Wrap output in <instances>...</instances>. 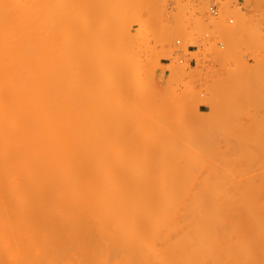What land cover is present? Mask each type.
Listing matches in <instances>:
<instances>
[{"label":"bare ground","instance_id":"bare-ground-1","mask_svg":"<svg viewBox=\"0 0 264 264\" xmlns=\"http://www.w3.org/2000/svg\"><path fill=\"white\" fill-rule=\"evenodd\" d=\"M64 1L57 0L58 3L60 2L59 6L62 3H63L62 5L66 4V2L64 3ZM75 2L79 4L78 1L68 0L66 6L65 5L63 6L66 8L67 11L69 10V13L65 10V13L63 15L64 16L67 15L65 17L66 18L68 17L67 18L69 19L68 22L70 23L72 22L73 24L76 20L72 21L71 19H73V17H76L75 16L76 13L78 14L79 12V11L77 12L76 8L83 5V4L81 5L77 4V7L75 5L73 6V9H69L70 6H72V4L70 3L75 4ZM94 4L95 3H93V5ZM45 7L48 8V5L45 4V0H0V179L1 180L4 179L1 178V175L5 177L9 172H11L14 177L17 175L16 171H18L17 172L18 174H21L19 177L21 181L19 182H21V186L24 192V197H22L24 198V200L21 201H23L22 211L24 214L23 231H24L25 245H24L22 260H20L19 264H264V128H262V130L258 132L259 133V135H257L258 137H256L255 131L258 130L259 128L254 129L255 131L252 129L254 134H252L251 129L244 131V132L251 131L249 133L253 136L255 135L254 138L255 139L257 138V141H254V138L250 137L251 135L249 136L247 135V133L244 134L243 132L245 137L242 136L243 137L242 141H244V139L247 138L246 137L247 135L252 139L254 144L256 142L254 146L251 143L250 145L249 143L247 144L245 142L249 148L253 146L252 149L250 148L251 152L250 154L248 153L249 155L245 151L246 150L245 144L242 143L241 138H239L240 136L238 137L239 134L234 133L235 134L234 137L237 136L235 138L236 141L239 140L238 141L239 143L244 144L243 148L241 147L240 148L243 150L245 148L244 150L246 152L245 154L248 155L245 156L244 152L239 148V150L238 149L237 150L238 151L241 150V152L243 153L241 155L244 156L241 158L237 156L240 154L238 153L236 154V152L238 151H235V149L239 146V144H237L236 146L237 143L236 141L235 144H233L234 141L233 143H231L233 145V146L231 145L232 147L228 143L229 147L227 146V148L224 145L225 141L223 143L221 142L223 145L219 144L220 146H222L219 147V149L220 148L222 149L223 146L225 147V149L223 148L221 151L219 150L220 153L218 155H215L213 154L214 152H212L213 149L209 147V145H212L210 144L212 142H210L209 140L212 139L208 137L207 138L201 137V138H205L203 142L201 139V143H203L204 145H205V141L208 140V142L206 143L207 145L201 147V149L205 150V147L212 149V150L209 149V151H211L212 153L211 155L208 154V156L209 155L213 156V158L210 159V156L209 158L208 156H206L207 157L206 159V157L204 156L209 152L207 150L208 148H206L207 152L203 150L204 152H206L205 154L201 152L204 157L198 151H195L197 152L196 155L192 151L196 150L197 148L199 149V147L196 146V144L193 146L192 142L196 143L195 141L197 142L199 141L198 139L199 134L198 135H195L194 133L192 134L193 131L191 129L190 134L192 137L187 136L191 138L189 139L186 137L187 133L189 132V128H187L186 129L187 133H183L182 131L183 135H185V137L183 138V140L185 141H182V139L179 137L180 135L179 132L181 131L178 132L179 135L176 133L177 135L175 136V133L173 132L174 135L171 136L169 134L170 130L167 131L168 129L166 127H165L166 130H163L164 133L163 131L162 132L156 131L158 127L157 128L154 127V131L153 128H151V130H148V132L149 131L153 132V133L150 132L149 136H145L148 134H146L147 130L144 129H141L144 131H138V135L140 134L141 139H143L142 141H144L145 138L146 139L148 137L150 138L151 133H152L151 135L152 138L158 137L159 140H160V136L158 134H162L161 138H163V135L165 134L164 137L166 138L165 140L168 143H166L163 140L164 138L161 139L160 142L158 143L154 142L153 140L149 142L150 139L148 138L147 141L149 142V144H147L148 142H146L147 145L145 146V141L143 145V142L141 143V139L139 138L140 142L135 143L133 145L134 147H136L135 148L136 150L141 143L142 148L141 146L139 148L143 149L142 150L143 152L139 151L140 152L139 153L138 152L139 149H138L137 151H134L133 154H131L132 152L126 154L124 150L126 149V145L128 144L127 147L129 148L132 147L131 149H133V146L131 143L130 144L131 147H130L129 145L130 142H128L127 138H126L127 142H124V140L121 141L122 138L120 135H122L123 133L122 130L123 126L125 127L127 124L130 126L129 123L133 121L131 122L127 121L126 119H128L130 115H128V117L126 115L127 118H125L124 114L123 117L125 118V121L128 122L126 124H124V121L121 122L122 119L118 120L117 123L116 120L117 118L114 119L115 117L112 116L113 117L112 119L116 120L115 122L118 124L117 126H119L120 124L123 126L122 128L120 127L121 130L120 133L118 132L119 134H117V132L115 134L116 130L114 131L115 135L113 134V132L111 133V136L112 135L115 136V137L112 136L114 139L112 137L110 138V135L107 136L108 139L110 140L109 142L107 141L108 139L106 137L105 138L107 140L104 137H103L104 139L101 138V141L102 139L106 140L107 144L108 143L109 144L108 145L106 144L107 146L106 145L102 146L103 148L101 147V144H99L101 148L98 149L99 151L94 147L95 143H96L95 145L96 147H98L97 145L98 143H100V140L99 142L97 141L98 143L95 141V139L96 140L99 139L98 135H96L98 136L97 137L98 139L93 137L96 133L95 130L93 131V129L97 127L96 125L95 128L90 129L93 131L91 132V135L93 136L91 138H89V136L85 137L88 138L86 139L85 144L84 142H81V139H77V138H83V134L85 133L83 131H80L82 130L81 129L82 125L81 128L80 126L79 127L76 126V127H78V129L80 128L79 131L83 132V134L82 135L80 134L81 136L77 135L78 137H76V140L74 142L71 141L74 140L75 138L72 139V137H69V135L71 136L70 128L73 130L75 126L71 124L72 126L69 127L70 126L69 119H71L70 121L71 123L76 121L73 124L80 123L77 120L73 121V119L70 118L71 115L70 116L68 115L72 111H73L72 112L73 117L74 116L76 117L79 114V112L77 113L76 111V105H75L76 101H78L76 99L79 93V89L76 91H74L73 89L75 87L73 85L75 84L74 83L75 73H73L75 70L72 64L73 63L74 65L76 64V62H74L76 60V52H77V50L75 49H78L76 45L78 46L80 45L79 48L82 45L85 49H88L86 48V46H90L89 45L90 43L88 41L89 37L87 38L88 35L87 33L84 34L85 29H83L82 27L81 29L79 27L80 30H82L84 33H81L80 31L77 40L76 39L77 35L74 33L75 34L74 36L72 32L76 28H74V30H70L73 29L72 27L70 29L66 28L67 26L69 27L70 25V23L68 24V22H67L68 25L66 24L67 26L65 25L66 26L65 28L69 29L70 32L69 31H68L69 33L66 32L67 30L65 31V29L62 27L67 21V19L65 18H63L64 20H62V23L60 22L62 25L60 23L57 26L56 25L54 26L53 23L52 25H50L51 23L49 24L47 22L49 21L48 19H50L49 16H51V14L49 13L52 14L54 13L51 16V18H53V16L54 15L57 16L60 11L61 13V16H59L60 18L63 16L62 15L63 12L60 10L62 7H58V9L59 8L60 9L57 14L55 13V10L54 12H51L50 10L52 9L50 8L47 9ZM52 8H54V6ZM46 9L48 13L46 12ZM58 9L56 7V11ZM89 9L92 10L93 8L90 7L88 8V10ZM75 10L76 13L74 12ZM91 10L89 12H91ZM67 13L69 14V16ZM73 13L74 15H70ZM44 15L47 16L46 18L48 19H45ZM88 15L90 16V13ZM80 16L82 15L80 14ZM85 16H83V18ZM118 20L121 21L119 18ZM46 22L48 24H46ZM95 22L96 21H94V23ZM46 25H48L49 27ZM84 25L86 26L85 23ZM122 25L120 26L122 27ZM121 27L118 29L116 27V29L121 31L123 29V27L122 29ZM52 28H54L55 30L60 29V32L57 33L58 34L60 33L62 35L68 34L67 37L69 36L70 33H72L74 37L69 36V38L72 37L73 39L74 38L75 39L73 41V39L70 38L72 42L71 41L67 42L66 41L68 39L67 37H66L67 39H62V38L57 39L55 36L54 43L58 42L57 40H60L59 44L61 43V47L58 48V50L63 48L64 45L71 43L69 44V46L71 45L70 46L71 50L68 48V45L64 46L65 48H63V49H67L69 52L67 50L61 49L63 50L61 51L62 53L67 51V53L69 54L71 52L70 60L68 59L69 57L66 53H64L65 55H63V57L67 56L65 57V59L66 58L68 59L67 60L68 63H66L65 60L64 62L63 60H61L62 59L61 58L62 55H60L61 53L59 54L60 57L58 56L61 59L58 58L56 60L58 53L55 54V52H57L58 50L56 51L53 48L54 52L53 51L52 52L53 54H55V56L53 55L52 58L54 59V61L51 60L50 54H48L47 52V55H49L48 57H50V59L49 58L48 59L54 63V65L52 63L51 66V64L47 62L48 65L50 64L49 65L50 67L46 66L49 67V69L51 68V70H49L48 68L44 67L45 61L46 60L49 61V60L47 59V57L44 60L43 54H46V51H44L45 52L44 53L43 50L45 49L44 47L45 43H47L45 46L46 49L48 50L47 45L50 42H52L51 40L53 39L52 38L53 35H51L49 37L52 38L50 42H46L48 40H46L45 29L46 31L55 32V30H53ZM61 30L64 31V34L62 33ZM47 33H51V32H47ZM116 33L120 36L119 31ZM58 34L57 36L61 37V35ZM102 35L104 37L105 34ZM122 35H124L123 32ZM113 37L115 36L113 35ZM79 38L83 40V42H81ZM126 38L129 37L126 36ZM100 41L103 44H105L104 42L105 40L103 41L100 40ZM232 42H234V40H232ZM93 43L95 44V42ZM59 44L56 43V45L58 46ZM72 44H74L75 46H73ZM50 46L52 48L51 43ZM53 46L55 45L53 44ZM128 46L129 44L126 47ZM92 47L91 49L89 48V50L87 51L91 50L92 52ZM103 47H106L107 49V46L103 45ZM51 48H49V50ZM100 49H102L100 51L101 52L103 51L104 54L102 53V55L101 54L97 55L98 57H96V59L98 58V60L100 59V61L101 60L107 61L101 64L102 66L107 67L109 61L113 62L112 60L113 58L110 59V57H115V56H112L111 55L112 52H109L111 49L106 51L109 52L108 54H110L111 56L107 55V53L104 51V48H100ZM91 52H90L91 55H89V53L86 52L88 53L90 59H92L93 57ZM237 54L238 53H236V55ZM103 55L104 57H106V59L103 58ZM100 56L101 58H99ZM240 56L241 55H239L238 59L240 58ZM227 57L229 58V56ZM116 59L118 60V58H114V62H115L113 64L114 66L117 64V62L115 61ZM64 63L67 64L66 67L68 66V72L66 71V68L63 66L62 67L64 68V70L63 69L62 70L64 72L53 71L55 74L56 72L58 73L56 74L58 75L57 76L58 78L56 79L58 85L53 84L55 86L56 91L54 90L55 94L52 92L55 95V97H57V101H59L60 97L62 96L61 94L63 93L66 94L63 95V98L61 97L62 103L63 101H65L63 100L64 96L67 101L66 104L63 105V107L66 106L70 107L69 109L68 107L66 108L68 111L72 109L70 113L67 112L68 114H66L67 110L64 109L65 111H63L62 109L59 108L61 113L63 111V113L65 112L66 114L62 116L65 117L63 118L62 120L63 123H62L61 114L58 113L59 109L57 108L58 103L59 105L60 104L62 105L60 101L59 102L56 101L57 104H54L55 106L52 105L53 108L56 107L57 109L56 108L52 109L51 106L50 108L48 107V110H52V111H47L45 109L46 106L44 103V97L47 98V96H49L48 93L51 94L49 92L51 88L50 90L49 89L46 90L48 93L45 92V85H47L45 84V82H47L46 80L48 79H45L44 75L50 73L48 74V76L46 75L48 78L52 74L55 75L52 72V69L54 68L60 70L61 66L59 64L65 65ZM110 65H112V63ZM100 66L98 68H100ZM45 68L49 71L46 72L44 70ZM102 69H104V67H102L100 70ZM135 70L137 72V69ZM69 71L73 73L74 76V77L72 76L73 79L72 77H70L71 76L70 74L72 73L70 72L69 74ZM59 73H61L60 75L63 76L61 77ZM63 73L64 74L66 73L67 75L66 74L64 75ZM239 74L244 75L243 73H239ZM53 75H52L53 78L50 77V79L53 80L49 79L52 82H50L51 84L48 85H52V83H55L54 79L56 77H54ZM67 76L72 80L69 79L68 81V78H66ZM62 78L67 80L68 85L67 83H63ZM86 78H87V74H86ZM128 79L129 78H127V80ZM59 80L60 81L62 80L61 84H59L60 83ZM231 80H233V78ZM237 80L235 82H237ZM71 81H73L72 85L69 84L71 83ZM214 85L217 84H213L212 86L210 85L209 88H207V90L205 89V91L207 92L209 91L208 94L211 93L212 91H214L213 90ZM65 86L66 88L70 86V88L68 87L67 89L69 90L68 93H65V91H67L64 90ZM57 90L60 91L57 92ZM218 90H220V88ZM107 91L108 90L106 91L104 90L103 95L107 96L105 94V93L108 94ZM223 91L221 92L224 93ZM227 91L228 93L230 92L229 90ZM75 92L77 95L75 94ZM228 93L226 92V95ZM44 94H46L47 96H44ZM58 94L61 96L59 97ZM72 94L74 97L72 96ZM139 94H137L135 97H138ZM219 94L220 96L222 95L221 93ZM135 97L131 99L132 102L133 101L137 102L139 100ZM49 98H53V97L49 96ZM72 99H74V103ZM222 99L220 98V100ZM71 100L72 102H70ZM79 101L81 100L79 99ZM79 101L77 105L81 107L80 108L81 110L84 109L83 111L85 112V107L81 106ZM195 101H197V98L195 99ZM46 103H48V101ZM89 103L90 102L87 101L86 106L88 105V108H90L93 105V104L90 105L91 103L90 104ZM70 104H72L74 108ZM61 105L58 107H62ZM134 107H136V105ZM54 110H57V112L56 111L54 112ZM91 110L92 109L88 110V112L86 111L85 113L90 114L89 111ZM125 111L126 110H124V112ZM93 112L91 111L92 115L87 114L88 116H90L87 121H91L92 120L91 117L93 116V114L95 115L96 112L94 111V107H93ZM73 113L75 114L73 115ZM108 113L110 114V112ZM106 116L107 115H104L106 119L102 117L104 127L102 125H99L100 130H96V131H101L102 128L101 133L104 132L106 134L107 132L105 131H108L109 126L112 125L113 127V125H116L114 124L115 122L111 119V117H106ZM172 116H174V114H172ZM121 117L122 116H120V118ZM176 118L173 117L172 122H175L174 120H176ZM85 120L86 119H84L83 121ZM211 120L212 118L210 119V122H212ZM92 122L94 124V120H92ZM87 123L89 124V122ZM213 123H215V121ZM90 124L92 123L90 122ZM93 126L94 125H92V127ZM83 128L87 129V125H85ZM115 128L117 129V131L120 129L117 128L116 126H114V128L112 129L114 130ZM183 130H185V128ZM199 130L200 129H198V131ZM109 131H110V127H109ZM71 132H74V130ZM104 133H102L103 136H105ZM204 133L207 136L210 135L209 132H207V134L206 132ZM202 134L203 133H200V135ZM219 135H221V133H219ZM240 135L242 134L240 133ZM67 136L70 139V142L68 144L65 143V139H67ZM75 136L76 135H74L73 137ZM119 136L121 140L119 139ZM222 137L224 136L222 135ZM225 137L223 139L227 140V138ZM115 138L116 140L117 139L120 140L118 141V144L121 142L119 145L120 147H116L117 142ZM90 139L91 140L93 139L91 143L89 142ZM168 139H172V141L171 140L169 141ZM177 139H179V141L181 140L182 142H185L186 144L180 143L181 141L178 142ZM68 141L69 140H67V142ZM106 141L104 142L102 141V142L105 143ZM188 141L192 143V144L190 143L191 146L189 145ZM213 141H215V139H213ZM75 142H77V144ZM115 142L116 144H114ZM171 142L175 144V149L173 147L175 151L172 149V147L171 149L170 147L168 148L169 145H172L169 144ZM78 143L80 144V146L82 144L83 147H85L84 145H86V147L88 146L89 148L87 147L88 148L87 149L85 147L86 149L83 150L84 149L83 147L79 148L80 146ZM87 143L89 145H87ZM201 143L199 145H201ZM73 144L78 148L77 147L74 148ZM113 144L115 148L114 146H112ZM138 144L139 146H137ZM167 144L168 146L166 148ZM179 144L181 145L179 146ZM225 144L227 143L225 142ZM121 145L124 146L121 147ZM162 145H164L165 148L161 149L162 147L160 148V146ZM185 145L187 146L189 145L188 149L190 148L192 149V151L189 152L185 150L186 149V148L184 149ZM108 146L110 148H108ZM143 146H145L146 148ZM91 147L95 149V153L96 151H98L96 153L97 156L93 151L94 149H92ZM147 148L150 149L153 148L155 150L151 149V153H150V149L148 150ZM103 149L107 151H109L110 149L115 150V151L111 150V152H109L110 155H114V156L116 155V153L119 152L118 150H120V152L119 154H117V156H115L117 159L114 156H111L112 160H110V157L106 155L107 151ZM182 149H184V152ZM82 150L83 151L92 150L91 153L93 152L94 153L93 156L96 157L93 158L91 155L88 154L89 153L88 151L85 155ZM100 150H102V152L105 151L104 156L108 157L109 160L106 157H105L106 159H102L101 156L103 155L101 156L98 155V153L101 154ZM147 150L149 154H146ZM162 150L164 151V153L166 152L167 155L171 153L170 151L172 150L173 151V153H171L172 156L168 158L165 157L167 155L164 154ZM161 151L162 153H160ZM136 152H138V155L134 154ZM154 152L157 153L154 154ZM191 152H192L191 158H193V160L191 158L189 160V156ZM184 153L187 156H185ZM193 153L195 157L197 156L199 162L197 159H196L197 161L194 159ZM199 153H200V157L201 156L203 157L202 160H200L201 158L198 156ZM122 154L124 155V157ZM83 155L85 158H83ZM157 155L160 158H158ZM184 157L188 158V160ZM166 159H169V161ZM192 161L197 162L198 164L201 161L200 164L201 168L200 165L199 168L202 169V165H203L205 171H203V169L200 170L198 168V165L193 167ZM195 167L198 169H196ZM194 169H196V172ZM198 170H200L201 172L197 173ZM13 172L15 173V175L13 174ZM19 178L16 179V182H18Z\"/></svg>","mask_w":264,"mask_h":264},{"label":"rangeland","instance_id":"rangeland-1","mask_svg":"<svg viewBox=\"0 0 264 264\" xmlns=\"http://www.w3.org/2000/svg\"><path fill=\"white\" fill-rule=\"evenodd\" d=\"M67 1L68 0L64 1V3L66 2V4H67ZM74 1H78L80 5L83 4L82 6L76 8L77 12L79 11L78 14L76 13V10L74 11L76 13V15H75L76 17H73V19L70 18L72 21L76 20L75 21L76 23L74 22V24L72 22L71 23L68 22V20H69V19H67L68 17L67 18L65 17L67 15H65V16L63 15L65 13V10H66V8L63 6L64 5L66 6V4L62 5L63 4L62 3L59 6L60 2L58 3L57 0H45V4L48 5V8L52 9V10L49 9L51 12H54V10H55L56 14L58 13V11L60 9V8L58 9V7H62L60 10L63 12L62 13L63 16L59 18V16H61L60 11H59L60 15H59V13L57 16L54 15L57 17V19L54 16H53V18H51V16L54 13L53 14L49 13V14H51V16L48 15L50 19L46 18L47 16L44 15L45 19L49 20L47 22L49 24L51 23L50 25H52V23H53L54 26L59 25L60 22L62 23V20H64L63 18L67 19L65 24L63 23L64 25L62 27L65 29V31L67 30L66 32H68V31L70 32V30H74V28H76L72 32H73V34L75 33L77 35V38H76L77 40H78V36H79L80 31H81V33H84L82 30H80L81 27L83 29H85L84 34H86V33L88 34L87 38L89 37L88 41L90 43L89 44L90 46H86V48H88V49H85L82 45L80 48H79L80 45L79 46L76 45L79 49V50L75 49V50H77V52H76V60L77 61L76 60L74 61L73 59L72 60L74 62H76L77 65L76 64L74 65V63H73L72 66H73L75 71L73 69L72 70L74 72L71 70L73 73H75L74 74L75 75V82L74 83L76 85L72 83L74 80L71 81V83H69V84H71V85L73 84L76 87V89H75V87L73 88L74 91L79 89L80 94L78 93V95H77L75 92V94L77 95L76 100H78V101H79V99L81 100V101H79V103L81 104V106L85 107V112L86 111L88 112V110H90V109H92L91 111L93 112V107H94V111L96 113H95V115L93 114V116L91 117V119L94 120V124H93L92 120L87 121L90 117L88 115H92L91 111H89L90 112V114H89V113H85L83 111L84 109L81 110L80 109L81 107H79V105H77L78 101H76L75 105H76V111H77V113L79 112L78 115H80V116L77 115L76 117L75 116L73 117L72 116V112H73L72 109H70L68 111L66 109L68 106L65 105L66 107H63V105L66 104V102H67L65 96L63 99L65 101H63V103L61 100L63 98V95H66V94L63 93V94H61L62 96L58 94L59 97L60 96L62 97V98L60 97V99L58 97V99H59L60 103H62V105L61 104L60 105L63 108L58 107V106H60L59 103H58V106L56 105L58 109L60 108L63 111L67 110L66 114H68V113H70V111H72L70 114H68L69 116L70 115L72 116V117L70 116V118H72L73 121L77 120L78 122H80V123L73 124L76 121L71 123L70 122L71 119H69V123H70V124L68 123L70 125L69 127L74 125L75 127L80 126V128H81V125H82V128H81L82 130H80V128L78 129V127L73 128L74 132L77 134H75L74 132H71L73 130L70 128L71 136L69 134L68 135H69V137H72V139L75 138L74 140H71V141L74 142L76 140V137L81 136L83 134V132H85L83 134V138H77V139H81V142H84V144H85L86 139H88L85 137L89 136V138H91L93 136V135H91V132H93L95 130L96 133L93 137L97 138L99 136V139L97 138L98 140L95 139V141L99 142V140H100V143L97 142L98 147L95 146L96 145V143H95L94 147L97 150L101 149L99 144H101V147H102V146L107 144V141L108 142L110 141L107 137L108 135H110V138H111L112 136H114L116 134V132H117V134L120 133V130H121L123 125H121L119 122L120 125L117 126L118 120L122 119L121 122L124 121V124L128 123L125 121V118H127L128 115H130L131 117L129 116L128 117L129 120L128 119H126V120L129 122H131V121H133V122L129 123L130 126L128 124L125 127L123 126V128H124V129L122 128L123 133L121 132L122 135H120L122 140L119 136V139L121 141L124 140V142H127V140H128V142H130L129 145L132 143L133 149H131L132 148L131 145H130L131 148L127 147L128 144L126 145V149H124L126 154L127 153L129 154L131 152H132L131 154H133V152L137 151L138 149H139L138 152L139 151L143 152L142 151L143 149H140L139 147L141 146V148H142L141 143L143 142V145H144V141H145V146L147 144H149V142H151V140L158 143V142H160L161 139L164 138L163 140L166 142V140H165L166 138L164 137L165 134L163 135V138H161L162 134H158L160 136V140L158 137L152 138L151 135L153 132L152 131L148 132V130H151V128H153V131H154V127L155 128L158 127L156 129V131H158V132H162L163 130H166V128H167L168 129L167 131L170 130V133L169 132L168 133L171 136L174 135L173 132L175 133V136H176L178 134V132L181 131V132H179L180 135L179 134L178 135L182 139V141H185V140H183V138L185 137V135H183V133H187L186 129L189 128V132L187 133L186 137L191 136L190 130L192 129V131H193V132L191 131L192 134L193 133L195 135L199 134L198 135L199 141L198 142L195 141L196 143L192 142L193 146L196 144V146H198L199 149L197 148L196 150H193V151L190 148L188 149V147L191 143L189 141H188L189 145L188 146L185 145L184 149L186 148L185 150H187L189 152L192 151L196 155H197V152H195V151H198L200 153L202 152L205 154L207 152V150L209 151L210 148L213 149V151H212V152H214L213 154L218 155L220 153L219 150L221 151L223 148L224 149H225V147L227 148V146L229 147V144L231 146L232 145L231 143H233V141H234L233 144H235V141H236L235 138L237 136L234 137V135H235L234 133H238L239 135L238 134H236V135H238V137L240 136L239 138H241V141H242L243 140L242 136H244V134L247 133V135L250 136L251 134L249 132H251L252 129L253 130L258 129V128L260 129V127H261L260 130L259 129L256 130L257 132L254 130L256 137H258L257 136V135H259L258 132L261 131L262 128H264L263 127L264 126V12L262 11V8L264 7V0H220V1L219 0H201V1L200 0H81V1L74 0ZM241 1L243 3H241ZM93 3H95L97 6L95 4H94L95 5L94 6ZM70 4H72V6H70V8L69 7L68 8L73 9V6L76 5V7H77L78 3L75 2V4L74 3H70ZM90 5H92V6H90ZM51 6L52 7L54 6V8H52ZM55 6L58 9L57 11H56ZM88 6L93 8L92 10H94V11H92L91 9L88 10V8H90ZM211 6H217L218 7V10H219L218 18L212 16V14L209 12V9ZM96 7H97V9H96ZM98 7H99V9H98ZM45 8H47V7H45ZM47 9H46V12H47ZM90 10H91V12H89ZM243 10H245V11H243ZM67 12L69 13V10ZM89 13H90V16L88 15ZM93 13H94V15H93ZM80 14L82 16H80ZM70 15H74V13L70 14ZM68 16H69V14H68ZM83 16H85L87 18L89 17L88 18L89 20L85 17L83 18ZM74 18H76V19H74ZM118 18L121 21H119ZM85 19H87V20H85ZM230 19H232L234 21L232 24L230 23ZM115 20L116 21L118 20V21L116 22ZM86 21H87V23L90 22L89 23L90 25L87 24ZM94 21H96V22L94 23ZM47 22H46V24H48ZM67 22H68V24L70 23L69 27L67 26L68 25ZM84 23L86 24V26L84 25ZM122 24H124V25H122ZM120 25H122L123 29ZM46 26H48V25H46ZM65 27L69 28V29L72 27L73 29L69 30V29H66ZM116 27H117V29L121 27V29L123 31L117 30ZM213 28H214V30H213ZM52 29L55 30L56 27H55V29L54 28H52ZM118 31L120 32V36H122V37H120L116 33ZM196 31H197V33H196ZM47 32H51V33H47ZM52 32L53 31H46V29H45L46 40H48V41H46V40L45 41L50 42V40L52 38L53 39L51 40L52 42H50L52 45V48H51L50 43H49L48 45L50 47L47 45V47H48V50H47L46 46H45L47 43L44 44L45 49L43 47V49H44L43 52L46 51V54H43L44 60L46 59V57H47V59L48 58L50 59V57H51V60L54 61V59L52 57H53V55L55 56V54L58 53L56 60L60 57V55H62L61 56L62 59L61 58H59V59L63 60V62L65 60V62L68 63L67 60L68 59L70 60L71 52L68 54L67 53L68 50L63 49V48H65L64 46L68 45V48L70 49L71 45L69 46V44H71V43H68V44L64 45L63 48H61L63 50H67V51L62 53L61 51H63V50H61V49L58 50V48L61 47V43L59 44L60 40H57V39H60V38L67 39L68 38L66 41L69 42V41H71L70 38H72V37L69 38V36H73V34L70 33L68 37H67L68 34L65 35L64 31H62V33L64 35H62L60 33L58 34L57 32H60V29L55 30V32H53V34H52ZM122 32L124 33V35H122ZM220 32H221V34H220ZM217 33H219V34H217ZM222 33H223V35H222ZM54 34H56V35H54ZM57 34L61 35V37L60 36L58 37ZM75 34H74V36H75ZM102 34H105L104 37ZM51 35H53V37L49 38ZM113 35L115 37H113ZM55 36H56V38H57L56 40L58 42L54 43ZM80 36H82V35H80ZM118 36H119V39H118ZM126 36L129 38H126ZM63 37H65V38H63ZM132 37H134V38H132ZM74 39H73V41H74ZM219 39H221V40H219ZM239 39H240V41H239ZM100 40H102V41L105 40L104 41L105 44H103ZM232 40H234V42H232ZM80 41L83 42V40H81V39H80ZM121 41H122V43H121ZM178 41H179V43H178ZM75 42H77V41H75ZM84 42H85V40H84ZM93 42H95V44ZM236 42H237V44H236ZM52 43L55 46H53ZM56 43H58L59 46L56 45ZM62 44H63V41H62ZM74 44H72V45L75 46ZM128 44H129V46L126 47ZM83 45H84V43H83ZM103 45L107 46V49H106V47H103ZM190 45L199 46L200 51H198L197 53L189 54L188 53V47ZM216 46H217V48H216ZM225 46H227V47H225ZM91 47H92V52H91V50L87 51V50H89V48L91 49ZM231 47H232V49H231ZM49 48H51L52 50L50 49L51 50L50 51ZM53 48L56 51L58 50L57 52H55V54H53V52H54ZM55 48H57V49H55ZM100 48H104L105 52L108 51L109 49H111L109 52H112L111 55L115 56V57H110V59L113 58L112 59L113 62L109 61L107 67L101 65L107 61H102V60L100 61V59L98 60V58L96 59V57H98L97 55H100V54L102 55V53L104 54L103 51L102 52L100 51V50H102ZM157 48H158V50H157ZM206 48H207V50H206ZM120 49H122V50H120ZM160 49H162V50H160ZM116 51H118V52H116ZM47 52H48V54H50V57H48L49 55H47ZM86 52H88L89 55H91L90 52L92 53V56H93L92 59L89 58V55ZM109 52H106L107 55H110V54H108ZM123 52L126 54H124ZM64 53H66L68 55V57H69L68 59L67 58L65 59V57H67V56L63 57V55H65ZM223 53H225V54H223ZM236 53H238V54L236 55ZM120 54H121V56H120ZM188 54L191 55L190 59L196 58L197 66L195 68L190 67V63H189L190 59L187 58ZM231 55H232V57H231ZM239 55H241L240 56V58L242 57L241 59L240 58L238 59ZM73 56H71V57H73ZM206 56H208V57H206ZM227 56H229V58ZM99 58H101V56ZM103 58L106 59V57H104V55H103ZM114 58H118V60L117 59L115 60L117 62V64L115 66L113 65L115 63ZM162 58H167V59L172 60L171 64L167 65V66H162L160 64V60ZM184 58H185V60H184ZM119 59L121 62L119 61ZM51 60H49V61L46 60L44 67L49 66L50 64L52 66L53 62ZM47 62H49L50 64L48 65ZM238 62H240V63H238ZM66 63H64L65 65L59 64L61 66L60 70L54 69L52 67L53 68L52 72L53 71H57V72L63 71L64 70L63 67H65L66 71L68 72V66L66 67V65H67ZM69 63H70V61H69ZM111 63H112V65H110ZM124 63H125V65H124ZM137 63H138V65H137ZM236 63H237V65H236ZM78 64H81V65H78ZM120 64H121V67H120ZM220 64H221V66L222 65L223 66L221 67ZM53 65H54V63H53ZM98 65L99 66L101 65L100 68H98L99 67ZM234 65H235V67H234ZM49 67H46V68L49 69ZM102 67H104L105 70L104 69L100 70ZM46 68L44 69L46 72L51 70V68L49 70H47ZM75 68H77V69H75ZM161 68L163 70H168L170 72V75L165 79L163 78V76L159 75V70ZM135 69H137V72ZM71 71H69V74ZM241 71H243V72H241ZM57 72H56V74H58ZM73 73L70 74L71 75L70 77L73 76ZM237 73L238 74L243 73L245 75V77H244V75H242V74L238 75ZM48 74H50V73H47L46 75L48 76ZM56 74L55 75L52 74L54 77H56L54 79L55 83H52V85H48V84H51L50 82H52L50 80H53V79H50V77H52V75L51 76L49 75L50 76L49 78L46 75H44L45 79H48V80L50 79L49 81L46 80L47 82H45V84H47V85H45V92H47L46 91L47 89L50 90V88H51V90L49 91L51 94H49L48 92L47 93L50 97L54 98V101H53V98H49V96L44 94V96H47V98L44 97V103L46 106L45 109L47 111H52V110H48V107L50 108V106L52 109H55L56 107L53 108V106H55L54 104H57V102H59V101H57V97H55V95H54L55 94L54 90L56 91V89H55V86L53 84L58 85L57 84L58 82L56 80L58 78L57 77L58 75H56ZM60 74L61 73H59V75ZM76 74H78V75H76ZM86 74H87V78H86ZM118 74L119 75L121 74V75L119 76ZM68 76L66 78H68ZM73 77H72V79H73ZM136 77H139V78H136ZM239 77H240V79H239ZM241 77H242V79H241ZM127 78H129V79L127 80ZM213 78H214V80H213ZM232 78H233V80H231ZM69 79L70 78H68V81H69ZM72 79H70V80H72ZM62 80H63V83H67V85H68V82L66 79L62 78ZM78 80H79V82H78ZM236 80H237V82H235ZM61 81L59 84L62 83ZM120 81H121V83H120ZM213 84H217V85H214V88H213L214 91H212L211 93L208 94L209 91L207 92V91H205V89L207 90V88H209V86L210 85L212 86ZM63 85H65V84H63ZM99 86H101V87H99ZM149 86H150V88H149ZM68 87L70 88V86H68ZM68 87L66 88V86H65L64 90H67ZM219 88H220V90H218ZM103 89L105 91L108 90L107 92L110 95H108L107 93H105L107 96L103 95V92H104ZM101 90H103V91H101ZM227 90H229L230 92L228 93ZM58 91H60V90H57V92ZM68 91L69 90L65 91V93H68ZM221 91H223L224 93H222ZM217 92H218V94H217ZM226 92L228 93L227 95H226ZM219 93L222 94L221 95L222 97L220 96ZM137 94H139L138 97H135ZM70 95H69V98H70ZM149 95H150V97H149ZM197 95H198V97H197ZM72 96H73V94H72ZM224 96H225V98L227 97L228 99L226 98L227 99L226 100L224 98ZM134 97L139 99L138 100L139 102L138 101L132 102L131 99ZM196 98H197V101H195ZM220 98L221 99L224 98L226 101L224 99L220 100ZM72 100L74 103V99H72ZM72 100L70 102H72ZM45 101L46 102L48 101V103H46ZM87 101L91 103V104L89 103L90 105L93 104L94 106L92 105L90 108H88V105L86 106ZM49 102H50V104H49ZM53 102H55V103H53ZM129 102H131V103H129ZM134 102H136V103H134ZM70 105L72 106V104H70ZM135 105L137 108L134 107ZM201 106H203V108L200 110ZM69 108L70 107H68V109ZM60 109H59L58 113L61 114V118H62L61 122H62L63 118H65L62 116L66 115V114H65V112L63 113V111L61 110L63 113V115H62V113L60 112ZM124 110H126V111L124 112ZM55 111L57 112V110H54V112ZM108 112H110V114ZM171 113L174 114V116H172ZM74 114L75 113H73V115ZM103 114L107 115L106 117H111V119L113 117H115L114 119L117 118L116 119L117 123L115 122L116 120L112 119L115 122L114 124H116V125H113V127H112V125L109 126L111 132L109 131V127H108V131H105V132H107L106 134L104 132H102L105 134V136H103L101 133L102 128H101V131H96V130H100L99 125H102L104 127L102 117L104 119H106V118L104 117ZM123 114L125 115V118L123 117ZM169 114H171V115H169ZM126 115H127V117H126ZM120 116H122V117L120 118ZM173 117L174 118L177 117L176 120H174L176 123L172 122ZM123 118H124V120H123ZM211 118H212V120H211L212 122H210ZM84 119H86L85 120L86 122L83 121ZM64 121H65V119H64ZM168 121H170V122H168ZM214 121H215V123H213ZM87 122H89V124ZM90 122L92 124H90ZM180 122H181V124H180ZM84 123H85V125H87V129L83 128L85 126ZM200 123H202V124H200ZM77 124H79V125H77ZM111 124H113V123H111ZM92 125H94V126L92 127ZM98 126H99V128H98ZM114 126H116L117 128H120V127L121 128L118 131L116 128L113 130L112 128H114ZM196 127H197V129H196ZM211 127H212V129H211ZM91 128L92 129L95 128V129H93V131H92V130H90ZM184 128H185V130H183ZM83 129L88 131V132L84 131ZM141 129L147 130L148 133L146 132V134H148V135H145V136H149L150 132H152L150 135V138L148 137L150 139L149 142L147 141L148 138L147 139L145 138L144 141H142L143 139H141L140 134L138 135V131H144ZM198 129H200V130L198 131ZM250 129H251V131L244 132V131H247ZM79 130L83 131V132H80ZM202 130H203V132H202ZM114 131H115V134H114ZM182 131H183V133H182ZM89 132H90V134H89ZM112 132L114 135L111 136ZM204 132H206V134H207V132H209L210 135L211 134L212 135L210 136L208 133L209 136H207V135H205ZM225 132L227 135L225 134ZM243 132H244V134H243ZM163 133H164V131H163ZM200 133H203V134L200 135ZM219 133H221V135H219ZM240 133L242 135H240ZM87 134H89V135H87ZM252 134H254L253 131H252ZM74 135H76V136L73 137ZM96 135H98V136H96ZM222 135L224 137L226 136L225 138H227V140L223 139L224 137H222ZM247 135H246L247 138H245V139L246 140L248 139V140L246 141L244 139V141H242V143L245 144L246 150H245V148H244V150L247 152V154L248 153L250 154V152H251L250 148L252 149V147L256 144V142L254 144L252 139H251V138H254L255 135L254 136L251 135L250 136L251 138ZM69 137L67 136V139H65V143H67V144L70 142ZM103 137L104 138L106 137L108 140L106 138L105 139L107 141L103 140L104 139ZM201 137H205V138L208 137V138L212 139V140H209L210 142H212V143H210L212 145H209L210 148L205 147V150L203 149L206 152H204L201 149V147H204L205 145H207L206 143L208 142V140L205 141V145H204L203 143H201V139L203 142V140H205V138H201ZM101 138H103L102 139L103 142L104 141H106V142L103 143L101 141ZM116 138H115V140H116ZM126 138H127V140H126ZM139 138L141 139V143H140V146H139V144L137 145L139 147H137V149L135 150L136 147H134L133 144L139 143L140 142ZM173 138H175V137H173ZM187 138L191 139L190 137H187ZM193 138H194V136H193ZM179 139H177L178 142L181 141V140L179 141ZM213 139H215V141H213ZM67 140H69V141L67 142ZM92 140L90 139L89 142L91 143ZM120 140L117 139L116 140L117 144H116V142L114 143L117 145L116 147H120L119 145L121 142L118 144V141H120ZM168 140L172 141V139H168ZM182 141L180 143L184 144L185 142H182ZM224 141L227 144H225ZM230 141H232V142H230ZM238 141H236L237 142L236 146H237V144H239V146L237 148L235 147L236 148L235 151H238L240 147L243 148V146H244V144H241ZM254 141H257V138L256 139L254 138ZM112 142H114V141H112ZM146 142H148V143L146 144ZM154 142H152V143H154ZM221 142L222 143L224 142L225 147L223 146L222 149L221 148L219 149V147H222L219 145V144H222ZM245 142L247 144L251 143V144H253V146H251L249 148ZM75 143L77 144V142H75ZM88 143H87V145H89ZM166 143H168V142H166ZM197 143H198V145H197ZM200 143L202 146L199 145ZM114 144L112 146H114ZM169 144H172V145L168 146V144H167L166 148L168 146V148L170 147V149H171V147H172V149H173V147L175 149V144L173 142H171ZM158 145H160V144H158ZM164 145L160 146V148L161 147H162L161 149L165 148ZM180 145L181 144H179V146ZM214 145H216V146H214ZM73 146H74V144H73ZM79 146H80V144H79ZM84 146L86 147V145H84ZM91 146H93V145H91ZM123 146L124 145H121V147H123ZM145 146H143V147H145ZM76 147L77 146H74V148H76ZM81 147H83L82 144L79 148H81ZM85 147H83L84 148L83 150H85L88 146L86 148ZM182 147H183V145H182ZM91 148L94 149L93 147H91ZM108 148H110V147L108 146ZM114 148H115V146H114ZM128 148L130 149V151ZM193 148H195V147H193ZM206 148H208V149L206 150ZM117 149H120V148H117ZM127 149L129 152L127 151ZM147 149L149 150L150 148H147ZM151 149H153V148H151ZM151 149H150V153H151ZM184 149H182L183 152H184ZM212 149H210V150H212ZM103 150H105V149H103ZM111 150L112 149H110L109 151L105 150L108 152V153L106 152V155L108 157H110V160H112L111 156H114V155L109 154V152H111ZM121 150H122V148H121ZM148 150H147L146 154H149ZM153 150H155V149H153ZM157 150H158V148H157ZM241 150L244 152V154L246 153L243 149H241ZM241 150L236 152V154L237 153L240 155L243 154L241 152ZM87 151L88 150L83 151V153L86 155ZM91 151L89 150L88 154L94 158L97 156L96 153L99 150L96 151V153H95V149L93 150L96 156H93L94 153L93 152L91 153ZM100 151H101V154L98 153V155H100V156L103 155V156H101L102 159H106V158L108 159V157L104 156L105 151H103V152H102V150H100ZM112 151H115V150H112ZM118 151L120 152V150H118ZM162 151L160 153H162ZM179 151H180V148H179ZM119 152L118 153L115 152L116 153L115 156H117V154H119ZM138 152H136L134 154L138 155ZM170 152L173 153L172 150ZM192 152L190 153V156L188 155L189 160L192 157V155H191ZM212 152L209 151L204 156L206 157V156H208V154L211 155ZM156 153L154 152V154H156ZM163 153H164V151H163ZM171 153H169L170 154V156H169V154L167 155L165 152L164 154H166L167 156H165V155L164 156L167 158L171 157L172 156ZM194 153H193L194 159L195 160L197 159L199 162V159L197 158V156L195 157ZM200 153L198 155L199 157H200ZM202 153H201V155L203 156ZM240 155H237V156L240 158L244 157L243 155H241V156ZM248 155L245 154V156H248ZM81 156H82V154H81ZM157 156H156V158H157ZM185 156H187V155L185 154ZM202 156L200 157L201 158L200 160L203 159L204 156L203 157ZM209 156H208V158H209ZM114 157H112V158H114ZM123 157H124V155H123ZM165 157H163V158H165ZM79 158H80V156H79ZM83 158H85L84 155H83ZM83 158H81V159H83ZM158 158H160V157L158 156ZM184 158H186V157H184ZM211 158H213V156H210V159ZM186 159L188 160V158H186ZM191 159L193 160V158H191ZM206 159H207V157H206ZM166 160L169 161V159H166ZM174 160H176V159H174ZM158 161H160V160H158ZM163 161H165V160H163ZM192 162H193L192 163L193 167L198 165V168H199L201 161L199 164L197 162H194V161H192ZM165 165H166V163H165ZM198 168H196V169H198ZM200 168H201V165H200ZM196 169H194L195 172H196ZM202 169H203V171H205L203 168V165H202ZM202 169H200V170H202ZM200 170H198L197 173L201 172ZM17 172L18 171H16L17 175L15 177L12 175L11 172H9V173H7V175L5 177L1 175V178H4V179H2V180L0 179V264H5V263H7V264H19L20 260H22V256H23V252H24V245H25L24 244L25 243L24 231H23L24 214L22 211L23 210V201H21V200H24V198H22V197H24V192H23V188L21 186V182H19V181H21V179L19 178L21 174H18ZM13 174L15 175L14 172H13ZM8 175H10V176H8ZM18 178H19V180H18V182H16V179H18ZM11 187H14V188H11ZM13 189H14V191H13ZM20 197H21V199H20ZM21 223H22V225H21ZM19 225H21L22 227Z\"/></svg>","mask_w":264,"mask_h":264},{"label":"crops","instance_id":"crops-1","mask_svg":"<svg viewBox=\"0 0 264 264\" xmlns=\"http://www.w3.org/2000/svg\"><path fill=\"white\" fill-rule=\"evenodd\" d=\"M241 3H243V2L241 1ZM243 11H245V10H243ZM199 49H200V47L197 46V45H190V46L188 47V53H189V54L197 53ZM189 54H188L187 58L190 59L191 55H189ZM171 62H172V60L167 59V58H162V59L160 60V64H161L162 66L170 65ZM189 63H190V67H191V68H195V67L197 66V60H196V58H191V59L189 60ZM159 75H160V76H163V78L165 79V78H167V77L170 75V72H169L168 70H163V69L161 68V69L159 70ZM202 108H203V106L200 107V110H201Z\"/></svg>","mask_w":264,"mask_h":264},{"label":"built area","instance_id":"built-area-1","mask_svg":"<svg viewBox=\"0 0 264 264\" xmlns=\"http://www.w3.org/2000/svg\"><path fill=\"white\" fill-rule=\"evenodd\" d=\"M209 11L212 14V16H214V17H218L219 16V11H218L217 6H211ZM262 11L264 12V7L262 8ZM230 23H233V20H230Z\"/></svg>","mask_w":264,"mask_h":264}]
</instances>
